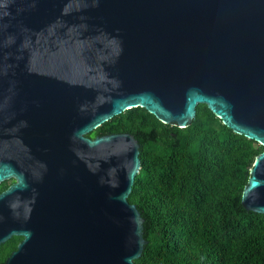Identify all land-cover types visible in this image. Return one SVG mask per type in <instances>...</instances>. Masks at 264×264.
Instances as JSON below:
<instances>
[{
  "label": "water",
  "instance_id": "obj_1",
  "mask_svg": "<svg viewBox=\"0 0 264 264\" xmlns=\"http://www.w3.org/2000/svg\"><path fill=\"white\" fill-rule=\"evenodd\" d=\"M205 105L264 148V0H0L3 264H137L132 108L187 127ZM264 215V150L241 195Z\"/></svg>",
  "mask_w": 264,
  "mask_h": 264
},
{
  "label": "trees",
  "instance_id": "obj_2",
  "mask_svg": "<svg viewBox=\"0 0 264 264\" xmlns=\"http://www.w3.org/2000/svg\"><path fill=\"white\" fill-rule=\"evenodd\" d=\"M128 133L140 144V168L128 201L143 219L137 264H264V215L241 195L264 148L234 133L200 104L185 128L128 109L89 136ZM0 185V192L6 189ZM0 245V264L20 242Z\"/></svg>",
  "mask_w": 264,
  "mask_h": 264
},
{
  "label": "flooded vegetation",
  "instance_id": "obj_3",
  "mask_svg": "<svg viewBox=\"0 0 264 264\" xmlns=\"http://www.w3.org/2000/svg\"><path fill=\"white\" fill-rule=\"evenodd\" d=\"M13 182V180H9V181H5V182H3V183H1L0 185H2V184H5L7 187L6 188H8V186L11 184ZM5 190V189H4ZM3 190V191H4ZM2 192V191H1Z\"/></svg>",
  "mask_w": 264,
  "mask_h": 264
}]
</instances>
